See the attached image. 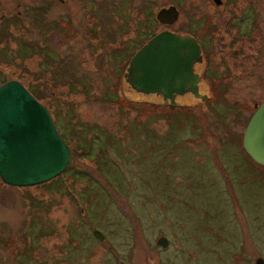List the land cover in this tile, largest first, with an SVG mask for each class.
Returning a JSON list of instances; mask_svg holds the SVG:
<instances>
[{
    "label": "rangeland",
    "instance_id": "rangeland-1",
    "mask_svg": "<svg viewBox=\"0 0 264 264\" xmlns=\"http://www.w3.org/2000/svg\"><path fill=\"white\" fill-rule=\"evenodd\" d=\"M63 1L50 10V0H18V32L7 22L0 31V81L17 78L71 148L70 168L54 179L26 188L0 184V250L10 255L0 264L264 260V167L241 149L259 97L246 85L227 92L237 74L257 76V88L264 81V72L234 74L252 69L254 59L264 65V30L256 54L254 45L237 43L231 75L224 63L208 59L204 79L212 88L201 95L210 100L187 94L175 103L190 108L177 109L136 94L124 74L151 36L141 19L155 21L154 12L166 4L193 27V0ZM8 4L0 5L7 14L16 3ZM61 15H69L66 25L53 21ZM201 44L215 61L223 58L219 41ZM159 237L168 240L166 248L156 245Z\"/></svg>",
    "mask_w": 264,
    "mask_h": 264
},
{
    "label": "water",
    "instance_id": "water-1",
    "mask_svg": "<svg viewBox=\"0 0 264 264\" xmlns=\"http://www.w3.org/2000/svg\"><path fill=\"white\" fill-rule=\"evenodd\" d=\"M200 61L201 50L193 38L165 31L135 53L124 80L136 94L160 97L164 106L176 107V98L186 94L205 102L206 96L198 91L199 76L193 73V65ZM242 149L255 164L264 167V102L256 107L246 125ZM69 161V147L46 108L20 82L0 84L2 183L15 188L40 185L62 174ZM92 236L100 242L105 239L98 230ZM156 245L166 248L168 240L159 237ZM255 264H264V260L258 258Z\"/></svg>",
    "mask_w": 264,
    "mask_h": 264
},
{
    "label": "flooded vegetation",
    "instance_id": "flooded-vegetation-1",
    "mask_svg": "<svg viewBox=\"0 0 264 264\" xmlns=\"http://www.w3.org/2000/svg\"><path fill=\"white\" fill-rule=\"evenodd\" d=\"M8 2H10V4H8L9 6L13 3H16V5L13 6L14 10H12V12H10L9 14L5 13L2 7L0 8V31L7 26L9 30H14L16 34L19 30V22L21 21L20 13H18L20 5L18 4V0H8ZM63 2V0H50V10ZM76 2H78L79 5L81 4V0H76ZM1 3H3V0H0V5ZM10 8L12 9V6H10ZM170 8H174V11H171ZM81 9L82 8H80V10ZM263 10V0H193L189 12L191 26L193 27H190L186 23V21L185 24H183L179 16L181 12L178 11L177 8L172 7L170 5L167 6L166 4H163V6L159 7L157 12H155L153 16L155 17L156 15L155 21H152V19L151 23H149L148 20L145 19H141V21L143 22L144 28L148 25L149 32L151 28L150 26H154V22H157L156 26H158L157 30L159 31L156 33V35L168 31L180 36H190L197 42L201 50V61L193 65V73L199 76V93L201 94L202 91H205V93L207 92L208 94L209 92H211L212 88L210 82L204 79L207 76L209 70L208 59H211L212 64H222L223 66L225 64L227 71L230 72L231 75V72L234 71L235 63L234 60L230 57V54L234 52V49L236 48L238 42H247L248 45L251 47L252 45H254L253 52L254 54H256L259 51L257 44L260 42L261 39V31L264 30V27L262 26V24L264 25V22L261 23V14ZM250 11H254L253 16H250ZM159 12L164 13L159 16ZM136 15H140V13L137 11ZM182 18L184 19L183 16ZM64 19H69V15H61L60 17H57V19H53V21H56L57 24H63ZM138 19L140 20V16H138ZM60 21L62 23H60ZM4 22H7L6 26L2 25L4 24ZM228 23H231L230 29L228 27L225 29V26ZM63 25H66V23H64ZM73 25L74 22L70 21L68 26L73 27ZM189 29H193V32H190ZM245 29H247V31H245ZM150 38H148V40L143 44V46L150 40ZM203 38H208L209 41L214 42L219 41L222 44L221 51L224 52V56L222 54L223 60L219 59L218 61H215L213 52H211L210 54L204 53L201 44V40H203ZM139 49H137L136 52ZM224 49L229 51L226 52ZM250 65L254 67L252 69H243L241 70V72H236L234 74L242 72L245 73V71H248L247 73H249L250 75V73L254 71L255 75H258L264 72V65H256L255 59L253 63H250ZM127 68L125 70V74ZM221 71L223 70H219V72ZM256 77L257 76H250L247 78V76L241 77L237 74L234 76V80L230 82L229 89H227L228 93L234 95L235 92H238L236 91L238 89L236 88L237 86L239 87V90H241L240 88H245L244 85H246L248 93L254 92L255 94H258L259 98L257 101L253 102L252 108H250L252 110L251 115L248 119H246L245 125H247L256 107L259 106L262 102H264V81L259 78V87L257 88ZM207 94H202L206 95V101L210 100L209 95ZM2 190L3 188H0V192ZM9 257L10 255H5V253L0 250V260H6L9 259Z\"/></svg>",
    "mask_w": 264,
    "mask_h": 264
},
{
    "label": "trees",
    "instance_id": "trees-1",
    "mask_svg": "<svg viewBox=\"0 0 264 264\" xmlns=\"http://www.w3.org/2000/svg\"><path fill=\"white\" fill-rule=\"evenodd\" d=\"M152 7H153V5H151ZM155 11V10H154ZM154 14H155V12H154ZM154 16V15H153ZM151 28H150V37H152V36H154L159 30H157V28H158V26H156V25H154V26H150ZM2 45H3V43H1ZM8 80H14V79H8ZM8 80H4V79H2V81H0V84L1 83H4V82H6V81H8ZM15 80H17V81H19L17 78H15ZM209 101V100H208ZM207 102V101H206ZM205 102V103H206ZM128 103H132V104H136V102H133L132 100H131V102L129 101ZM171 108H173V107H171ZM174 108H177V109H185V108H190V107H188V106H184V105H179L178 107H174ZM244 127H245V125H244ZM69 149H70V152H71V148L69 147ZM241 149H242V147H241ZM80 158V157H79ZM70 159H71V157H70ZM81 159V158H80ZM83 159H85V157H83ZM100 160V157H98V156H96L95 158H93L92 159V161H94L95 163H97L98 161ZM70 168V163H69V165H68V168H67V170ZM0 184L1 185H4L2 182H1V180H0ZM4 186H6V185H4ZM8 187V186H7Z\"/></svg>",
    "mask_w": 264,
    "mask_h": 264
}]
</instances>
